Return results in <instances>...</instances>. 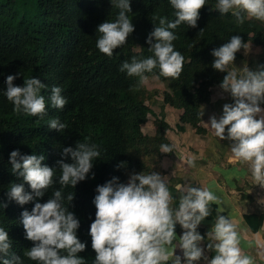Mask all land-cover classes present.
I'll use <instances>...</instances> for the list:
<instances>
[{"label":"trees","instance_id":"16d2710c","mask_svg":"<svg viewBox=\"0 0 264 264\" xmlns=\"http://www.w3.org/2000/svg\"><path fill=\"white\" fill-rule=\"evenodd\" d=\"M216 3L217 0H206L196 27L182 23L171 30L177 36L174 49L184 56L179 78L160 77L159 69L146 73L149 78L159 77L167 85L165 107L182 110L176 125L179 132L190 125L196 133L206 134L202 110L212 106L211 89L220 86L227 75L212 67L213 49L228 43L235 35L245 44L264 48V22L245 16L244 23L238 24L231 12L221 15L215 10ZM130 8L126 15L135 30L108 57L98 50L96 40L98 26L106 21L114 22L118 16L119 9L111 0H0V227L11 241L5 259L15 254L23 264H39L24 256L34 245L25 238L21 213L31 212L36 202L45 203L55 190H62L64 206L79 220L76 235L86 244L85 251L77 255L85 264H93L96 253L91 247L89 230L95 220L93 200L97 186L113 177L126 184L132 174L155 172L164 177L160 164L166 154L160 152L159 146H172L167 136L171 126L166 121L165 107L155 116V134H144L143 126L154 115L147 105L152 95L138 84V77H129L120 67L133 57L143 59L152 55L147 38L159 26L158 17L175 19L174 9L170 0H130ZM244 50L241 48L235 54V60L243 58ZM260 65H264L263 59ZM9 75L17 76L13 81L15 86H23L24 78L31 77L46 85L41 89L47 113L43 119L13 111L14 105L4 95ZM54 86L62 89L61 95L67 100L63 109L51 107L48 98ZM57 117L66 124L62 131L48 126V121ZM85 140L98 145L100 157L93 161L84 181L75 187L61 186L56 161L63 158L64 162L72 163L70 156L62 157L63 148H75L77 142ZM14 150L22 155H43L42 165L56 170L52 187L43 197H34L25 205L8 197L12 184L23 183L25 191L32 192L23 178L11 170L9 159ZM180 183L177 179L168 181L174 207L178 206ZM69 193L74 196L71 202L66 199ZM210 207L211 215L205 219L223 214L216 205ZM244 218L254 232L264 224V214ZM181 232L177 223L175 234ZM202 235L207 247V234ZM210 252L212 258L215 252Z\"/></svg>","mask_w":264,"mask_h":264},{"label":"clouds","instance_id":"9594fccd","mask_svg":"<svg viewBox=\"0 0 264 264\" xmlns=\"http://www.w3.org/2000/svg\"><path fill=\"white\" fill-rule=\"evenodd\" d=\"M111 3L119 9L118 16L114 22L106 21L98 26L96 40L98 50L108 57L113 55L114 49L124 45L135 30L126 15L131 12L130 0H111ZM205 4L206 0H170L175 19L158 17L159 26L154 28L146 41L152 55L143 59L133 57L131 62H123L120 71L126 72L129 77H138L139 85L148 82L146 73H152L154 69H159L160 77L179 78L184 56L174 49L173 41L177 36L171 30L182 23L196 27L200 10ZM215 10L221 15L231 12L238 24L244 23L245 16L264 22V0H217ZM241 48L247 49L248 44L235 35L228 43L211 52L215 58L212 67L227 72L220 87L230 94L234 102L225 103L222 115L219 118L211 116L205 125L219 140L232 142V157L245 165L254 182L264 188V109L260 107L264 103V65L258 66L255 71L247 67L242 70L230 68ZM16 78L14 75L7 76L4 92L7 100L14 105L13 111L43 119L47 113L41 89L46 85L40 79L31 77L24 78L23 86H15L13 81ZM61 92L60 87H52L48 98L52 108L63 109L67 104ZM48 126L57 131L66 128L58 117L50 119ZM159 147L161 153L173 151L168 144ZM100 155L98 145L87 140L77 142L75 148H63L62 157L70 156L73 162L66 163L63 158L56 161L61 173L59 184L75 187L78 182L84 181L93 167V161ZM44 159L43 155H22L19 150L10 153L12 172L18 173L32 192H26L23 183L12 184L9 199L25 205L34 197H43L45 191L52 187L56 170L42 165ZM194 159H187L189 167L194 165ZM234 174L230 173L227 178L230 180ZM177 190L180 198L178 206L174 207L167 177L155 172L132 174L126 184L113 177L104 185L97 186V195L93 200L95 220L89 230L91 247L96 253L93 264H167L169 261L171 264H194L201 259L205 264H254L253 257L241 247L242 237L237 223L230 215L223 214L216 216L214 226L207 233V250L215 252L209 259L205 248L201 247L204 237L197 228L211 215L210 206H219L223 201L210 188L184 184L178 185ZM64 199L62 190H55L47 202H36L31 212L24 210L21 213L25 238L34 245L24 252L29 260L39 264H85L84 259L77 255L86 248L76 235L79 220L64 206ZM66 199L71 202L73 194L69 193ZM177 223L184 230L178 241L175 234ZM248 247L252 244L249 243ZM10 248L8 233L0 227V254H3L0 255V264H23L15 254L11 259L4 258ZM177 248L182 256L175 254Z\"/></svg>","mask_w":264,"mask_h":264},{"label":"crops","instance_id":"0c3cea01","mask_svg":"<svg viewBox=\"0 0 264 264\" xmlns=\"http://www.w3.org/2000/svg\"><path fill=\"white\" fill-rule=\"evenodd\" d=\"M262 59L264 60V57ZM211 92L212 106L206 110L208 111L207 115L206 113L203 114L204 108L202 110V123L206 129V134L196 133L190 125L185 126L184 132H179L168 121L171 130L167 136H169L173 151L163 157L160 166L168 181L177 179L182 181L179 185L191 184L193 187L213 190L223 201L221 205H216L219 211L225 216L230 215L237 223V228L242 237V249L246 254L253 257L254 264H264V224L260 230L254 232L244 218L245 215L264 214V203L261 202L264 201V188L254 182L245 165L232 157L230 152L232 142L219 140L212 130L205 125L211 116L215 115L219 118L222 115L225 103L234 102L230 94L224 92L220 86H215ZM260 107L264 109V103ZM172 110L174 109L169 106L166 107V117L167 114L168 118L172 115ZM204 119L208 121H204ZM174 130H177V133ZM189 157L195 158L194 165L191 167L187 165ZM230 173L235 174L229 180L227 177ZM178 196L180 198V194ZM214 222L215 219H205L198 226L197 231L201 235L207 234L214 226ZM183 231L182 229L181 235ZM181 235L176 234L177 241ZM249 243L252 244V247H248ZM201 247L205 248V255L211 259V252L207 250L206 240L201 242ZM175 254L182 256L179 248L176 249ZM194 264H205V262L201 259Z\"/></svg>","mask_w":264,"mask_h":264},{"label":"rangeland","instance_id":"374dc122","mask_svg":"<svg viewBox=\"0 0 264 264\" xmlns=\"http://www.w3.org/2000/svg\"><path fill=\"white\" fill-rule=\"evenodd\" d=\"M262 57H264V49H262L261 47L254 46L252 44H248V48L245 49L243 52V58L240 60H234L233 65L230 66V68L235 67L238 70H242L244 67H247L253 71L257 70L256 66L258 65V62L261 60ZM141 87H143L148 93L152 95L151 99L147 101V105L151 108V110L154 113V115L149 116L148 123H146L143 126V132L146 135H154L155 134V128H154L155 116H159L162 112V109H164L165 107L163 97H164V93L167 90V85L161 82L159 79H156L153 77V78H149L148 82L144 85H141ZM213 91H215V89H213ZM207 109H209V107L204 108L205 110V112L203 113L204 115L205 113L207 115L208 113V111H206ZM172 111L173 113L171 116H169V118L167 114L166 121L171 122V124L176 127V125L179 123V118L182 114V110L174 109ZM165 115H166V111H165ZM204 121H208V120L204 119ZM202 126H203V123H202ZM174 132L177 133V130H174Z\"/></svg>","mask_w":264,"mask_h":264}]
</instances>
